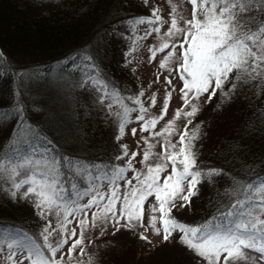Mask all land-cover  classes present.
Here are the masks:
<instances>
[{
    "label": "snow or ice",
    "instance_id": "snow-or-ice-1",
    "mask_svg": "<svg viewBox=\"0 0 264 264\" xmlns=\"http://www.w3.org/2000/svg\"><path fill=\"white\" fill-rule=\"evenodd\" d=\"M168 2L170 23L162 18L159 8H153L150 16L130 17L111 26L113 35L130 42L126 64L153 33L160 43L148 48L149 63L168 50L159 69L168 73L164 82L170 90H165L158 116L150 114L157 104L155 92L145 107L143 89L125 95L127 90L103 69L98 50L101 41L77 50L57 65L58 78L65 86L93 95V104L116 118L119 154L112 161L127 158L123 165L70 154L40 126L33 125L26 112L41 109L29 103L25 85L38 80L39 73L16 70L0 51V79L19 80L14 103L0 109V126L16 120L11 136L0 148V194L13 202L29 201L45 221L36 233L0 221V264H98V254L87 251L94 241L86 243V233L98 228L99 235L104 236L109 226L113 235L128 231L148 244L149 232L164 242H178L199 258L194 264L200 260L206 264H258L249 252L258 253L259 260L264 261V174L259 171L264 166L247 165L245 177L251 179H241L222 168L205 167L199 161L197 147V141L206 135L203 122L193 125L202 111L200 99L204 95L210 103L219 93L221 103H226L248 85L256 89L257 97L264 94V0H186L192 6L191 19H185L172 0ZM166 23L167 31L161 34ZM140 25H148L142 35L137 34ZM120 28L126 31L120 32ZM177 77L182 82V106L160 131H155L169 112ZM226 84L230 85L227 89ZM114 106L119 111L113 112ZM133 113L139 131L149 133L148 137L141 136L146 145L140 161L142 170L133 166L138 153H130L127 144H119L133 123ZM180 120L185 121L182 131L177 123ZM260 120L264 124V111L260 112ZM131 134L135 136L137 129L132 128ZM173 136L179 139L173 142ZM157 137L162 138L158 141L159 153L149 142ZM232 151H239V146ZM153 158L156 162L150 163ZM129 172L133 173L131 179L127 177ZM162 173L166 174L162 177ZM222 176L230 181L221 193L227 203H219L208 220L188 224L173 215L174 209L191 207L201 185L214 187ZM105 184L107 192L103 191ZM150 197L155 203L149 201ZM84 200L87 202L82 203ZM52 216L56 218L55 226L49 219ZM74 221L76 226L70 227ZM57 235L59 239H54Z\"/></svg>",
    "mask_w": 264,
    "mask_h": 264
},
{
    "label": "trees",
    "instance_id": "trees-1",
    "mask_svg": "<svg viewBox=\"0 0 264 264\" xmlns=\"http://www.w3.org/2000/svg\"><path fill=\"white\" fill-rule=\"evenodd\" d=\"M148 4L144 0H0V51L16 70L39 73V79L26 82L25 87L30 95L29 103L34 102L41 110L27 111V118L33 125L40 126L64 151L91 160L112 161V157L119 154V147L115 142L117 122L113 125L114 133L108 115L102 111L97 113L98 109L88 103L89 95L85 91H72L65 86L64 81L58 78V62L99 40L101 65L122 89L127 90L124 94L130 95L141 89L146 92L148 89L143 80L134 76L133 68L125 63V52L130 42L113 35L111 26L130 17L150 16L145 12ZM141 26L138 35H141ZM119 31L125 32L126 29L120 28ZM127 59L132 61L133 56ZM64 71L66 79L68 66ZM18 84L17 77L0 79V109L12 106ZM228 87L230 85L226 84L225 88ZM213 98L221 103L219 93ZM226 103H230L229 112L241 105L236 110L237 121L234 119L227 123V115L221 116V123H217L221 133L220 145L209 151L206 162L202 163L205 167L222 168L241 179H251L250 176L245 177L246 166H264V124L260 120V112L264 111V94L257 97L256 89L250 85L243 86ZM221 105L225 106V103ZM226 108L222 107V111ZM194 121L200 124L198 120ZM15 126L16 120L0 126V148L5 146ZM121 140L119 144H125ZM236 146H239V151H232ZM112 162L123 165L126 161ZM259 171L264 174V167ZM229 184L230 181L222 176L214 187L207 183L201 185L199 195L191 202V207L196 208L191 214L197 217L188 224L208 220L219 203H227L221 193ZM29 204L24 200L13 202L0 194V221L30 233L38 232L40 222L35 223ZM147 248L140 246L139 250L146 255L140 253V256L134 254L130 258H120L122 252L118 251L114 258H120L119 264H180L176 257L167 259L160 256L169 249L165 243L152 251ZM182 248L194 264L198 258ZM98 264L107 263L102 261ZM199 264L205 263L200 260Z\"/></svg>",
    "mask_w": 264,
    "mask_h": 264
},
{
    "label": "rangeland",
    "instance_id": "rangeland-1",
    "mask_svg": "<svg viewBox=\"0 0 264 264\" xmlns=\"http://www.w3.org/2000/svg\"><path fill=\"white\" fill-rule=\"evenodd\" d=\"M148 3H149L148 4L149 8H146L145 12H148L149 14H151V11L153 8H159L161 10L160 15L162 16V18L165 21H167L168 23H170L169 13L171 11V8H170L168 0H148ZM172 3H175L178 6L179 10L183 13L185 19H191V12H192L191 4L187 3L186 0H184V2H182V0H172ZM168 23H166L161 28V34L165 31H167ZM182 23L183 22H181V24ZM147 27H148V25H142L140 27L139 34L142 35L144 33V31L147 29ZM142 43H143V47L140 48V50L138 52L132 53L131 56H133V59H132V62L129 64V66L133 68L131 70L133 72V75L136 76L138 79L143 80V82L145 84V88L148 89L145 92L144 97H142V100L145 104V107H148L149 103H150V101L148 100V97H150L153 94V92L156 93L157 104L154 108H151L150 114L153 116H158L160 114V109L163 107L165 90L169 89V86L164 82V76L168 75V73L159 69V62L163 58V56L166 55L168 50H165L164 53L158 54L157 59L155 61L149 63L148 57H149L150 53L148 51V48L150 46H159L160 40H159L157 34L153 33L151 36H149ZM122 71L123 70L120 69L121 73H122ZM158 74L160 75V80L157 82L156 76ZM173 83L176 86V91L173 93V96L170 100L169 112H168L167 116L165 117V119L161 120L158 123L155 131H160V129H162L164 127V125L167 123V121L172 119V114L174 113V111L182 106V101L180 99V94H179V88L182 86V82H180L178 80V77H177V79H175L173 81ZM150 84H151V87H149ZM85 93H87L89 95L87 97L88 103H91V105H94V104H92L93 100H94V96L90 95L86 91H85ZM207 99H208L207 95H204L201 97L200 106H201L202 111L195 117V120H198L199 123L203 122L202 130L206 134L203 136L202 139H200L197 142V147L200 149L199 161L203 162V163L206 162L205 158H206V155L209 153V151L216 148L220 142V139H221L220 134L221 133L219 132V129L217 128V126L219 125V123H221L220 122L221 120H219L221 118V116L227 115L225 117L226 118L225 121H227V123L231 120H234V119H235V121H237V118L235 116V114L237 113L236 110L238 107H241L240 104H238L237 106L235 105L236 106L235 110H233V112L232 111L229 112L230 103H225V106H222L221 103L219 101L217 102L214 98H212L210 103L206 102ZM126 102L130 103L128 101H126ZM105 103H108V101H106ZM218 104L221 105L219 108H217ZM222 107H224V108L227 107V108L222 111ZM93 108L98 109V110L96 109L98 111L97 112L98 114L100 113V111H102L98 105H94ZM112 111L113 112L119 111L118 106H114ZM102 112L106 113V111H102ZM135 116H136V113H133L132 114L133 123L128 125L127 134H126V136H124V138L121 140V142L128 145L130 153L133 151L138 153L135 161L133 162V166L137 170H142L143 166L141 165L140 161L143 158V151H144L146 145L144 144V141L141 139V136L148 137L149 133H147V132L141 133L139 131V124L135 122ZM108 118L110 120V123L112 122V126L117 122L116 118L114 116L108 115ZM177 123L179 125L180 130L182 131L183 130V124L185 123V121L180 120ZM217 123H218V125H217ZM227 123H226V127H229V124L227 125ZM193 125H196L194 120H193ZM113 128H114V126H113ZM132 128L137 129V134L135 136H133L131 134ZM115 130L116 129L114 128V133H115ZM108 131L110 132V130H108ZM0 137H1V135H0ZM178 139H179L178 136L172 137L173 142H175ZM158 141H162V138L157 137V138H154V139L149 141L150 143H153L156 145L155 148L153 149V151L155 153H159L161 151L160 143ZM119 143H120V141H119ZM116 145L118 147L117 142H116ZM126 160H127V158L125 159V161ZM155 162H156L155 158H153L150 161V163H155ZM170 170L171 169L169 168L168 171L170 172ZM165 174L166 173H162L161 176L163 177V175H165ZM132 175H133V173H131V172L127 173V177L129 179L132 178ZM133 183H135V181H133ZM121 189L123 190V182H121ZM107 190H108V187L105 184L103 187V191L107 192ZM149 201L152 203H155L154 197H150ZM86 202H87L86 200L82 201V203H86ZM28 203H30V202L28 201ZM195 205H197V204H195ZM147 206H148V204L146 202L145 211L147 210ZM31 208H32V206H31V204H29L28 209L32 212L33 208H32V210H31ZM195 209H196L195 207H187V208L179 209V210L174 209L173 215L176 218H178L179 220H181L182 222L189 223V222L193 221L194 219H196V217H197V216H194L191 214V212L193 213V210H195ZM33 212H34L33 215H34L35 223L40 222V226H39V229H40L44 225L45 221L42 220L36 214V212L34 210H33ZM90 218H91V212H89V219ZM49 219L51 220L52 225L55 226L56 218L54 216H52V217H49ZM70 219H71V217H70ZM38 223H37V225H38ZM75 226L76 225H75V221H74L73 224L70 225V227H75ZM35 228H36V226H35ZM77 231H79V230L77 229ZM147 235L149 236V239L151 240V244H148L144 241L139 240L138 237H135L131 232L124 231V230H121L120 232L113 235V229L111 228V226L108 227V229L106 230V234L104 236L99 235V229L98 228L97 229H91L89 232L86 233V243H87V240H92V241H94V244L88 245L87 251L90 253H97L98 254L97 255L98 262L103 261L107 264H112L113 260H114V264H119V259L121 257L122 258H130L134 254H136V256H140V253H141V251H139L140 246H148L147 250L152 251L154 248L159 247L162 243H165V245H167L169 247V249L166 251L165 255H163V254L160 255L158 253L160 256H162L164 258L166 257L167 259H171L172 257H176V259L179 260L180 264H192L189 261L190 259H188V256H186L185 250L182 248V246L178 242H174L171 240L168 242H164L161 237L154 236L150 232L147 233ZM54 239H59V236L58 235L55 236ZM132 244H133V246H132ZM134 245L137 247H135ZM136 248H137V250H136ZM65 251H66V249H65ZM118 251H121L122 255L120 253V255H121L120 258H116V257L114 258V255H116L118 253ZM135 252H139V253H135ZM141 254L146 255L147 253L144 252ZM76 255H78V251H77V253H74V256H76ZM248 255L255 256L257 258L258 264H264V261L259 260V254L258 253L249 252ZM160 256L157 257L155 262L158 261ZM84 259L86 260L87 257H85ZM105 260H107V261H105ZM201 261L206 264L205 261H203V260H201ZM26 264H27V262H26Z\"/></svg>",
    "mask_w": 264,
    "mask_h": 264
}]
</instances>
